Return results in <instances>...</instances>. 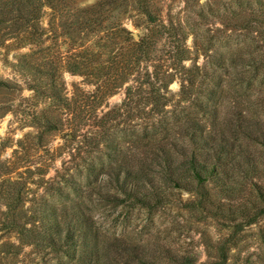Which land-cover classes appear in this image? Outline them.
Masks as SVG:
<instances>
[{
	"label": "trees",
	"instance_id": "16d2710c",
	"mask_svg": "<svg viewBox=\"0 0 264 264\" xmlns=\"http://www.w3.org/2000/svg\"><path fill=\"white\" fill-rule=\"evenodd\" d=\"M81 2L0 0V46L13 40L18 47L42 48L53 28L70 48L62 68L95 86L92 93L68 96L57 80L59 66L43 73V64L22 56L20 70L45 83L41 90L33 86L35 95L62 108L58 115L43 109L30 122L39 134L67 131L81 147L111 149L105 168L115 198L153 209L169 204L175 193L190 194L184 206L231 231L217 260L203 264H227L236 245L230 237L264 217V0L227 3L223 28L194 34L193 45L182 20L165 17L156 0ZM47 7L54 17L49 28L42 23ZM6 87L0 77V88ZM122 90V101L102 115L81 109L83 100L99 106ZM4 175L0 230L8 238H0V264H29L20 261L27 246L74 258L81 252L94 264H103L108 249L111 264H160L121 239L104 242L79 205L66 225L64 207H20L15 201L26 199L13 188L19 181Z\"/></svg>",
	"mask_w": 264,
	"mask_h": 264
},
{
	"label": "rangeland",
	"instance_id": "374dc122",
	"mask_svg": "<svg viewBox=\"0 0 264 264\" xmlns=\"http://www.w3.org/2000/svg\"><path fill=\"white\" fill-rule=\"evenodd\" d=\"M81 1L85 5L95 2ZM232 1L156 0L165 17L172 15L182 20L191 34L188 39L190 45H193L194 34H209L223 28V7ZM45 11L42 23L49 28L54 21L53 10L47 7ZM109 22L110 19L105 22L106 27ZM126 24L136 31L130 20ZM45 39L42 48L18 47L13 40L0 46V77L8 82V87L0 88V172L19 181L13 188H21L26 200L15 201V204L38 211L64 207L66 211L60 210V215L62 219L65 217V225L69 221L67 216L72 219V207L79 205L91 217V224L97 228L104 242L110 244L115 238L121 239L128 245L140 247L148 258L160 264H186L187 258L197 264L217 260L219 247L231 231L204 217L201 212L184 206L182 202L190 198V194L175 193L169 204L153 209L140 206L133 198H115L112 194L116 191L107 184L109 174L105 168L109 160L106 154L111 156V149L89 145L81 147L77 140L68 139L67 131L39 134V128L30 122L33 116L43 109L58 115L62 108L59 102L53 103L35 95L33 86L41 90L45 83L40 84L35 79L36 75L20 70L18 63L22 56H28L33 63L43 64V73L59 66L57 80L65 87L68 96H83L84 92L95 90L86 78L62 68L70 54L64 37L57 36L50 28ZM43 76L45 79L46 75ZM178 88L177 83L172 85L173 90ZM123 97V90L118 91L99 106L88 105L93 103L92 100H83L86 105L81 109L95 110L102 115L120 103ZM73 152L76 153L74 158ZM0 210H4L3 204H0ZM7 238L6 235L1 239ZM230 238L236 245L229 251L227 264H264V217ZM39 250L25 247L20 261L29 264H94V261L82 257L81 252L74 258L49 248L39 247ZM113 256L109 249L102 251L100 261L111 264Z\"/></svg>",
	"mask_w": 264,
	"mask_h": 264
},
{
	"label": "water",
	"instance_id": "95a60500",
	"mask_svg": "<svg viewBox=\"0 0 264 264\" xmlns=\"http://www.w3.org/2000/svg\"><path fill=\"white\" fill-rule=\"evenodd\" d=\"M132 35L135 37V38H139V33L137 31H132Z\"/></svg>",
	"mask_w": 264,
	"mask_h": 264
}]
</instances>
